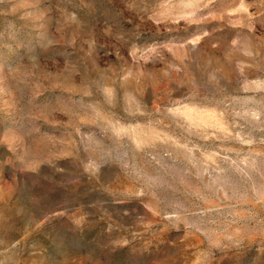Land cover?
I'll list each match as a JSON object with an SVG mask.
<instances>
[{
    "label": "rangeland",
    "instance_id": "374dc122",
    "mask_svg": "<svg viewBox=\"0 0 264 264\" xmlns=\"http://www.w3.org/2000/svg\"><path fill=\"white\" fill-rule=\"evenodd\" d=\"M0 264H264V0H0Z\"/></svg>",
    "mask_w": 264,
    "mask_h": 264
}]
</instances>
